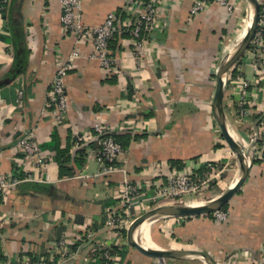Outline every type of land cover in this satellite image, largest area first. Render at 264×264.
Masks as SVG:
<instances>
[{"label":"crops","instance_id":"obj_1","mask_svg":"<svg viewBox=\"0 0 264 264\" xmlns=\"http://www.w3.org/2000/svg\"><path fill=\"white\" fill-rule=\"evenodd\" d=\"M196 1L160 0L138 50L130 34L121 35L120 23L108 48L115 61L105 68L91 57V40L65 31L58 0H0V169L19 180L0 192V264H21L24 256L46 264H107L96 247L119 243L109 222L124 180L154 188L174 171L205 164L218 167L211 183L222 177L224 165L230 168L225 178L236 176L237 160L222 141L211 102L216 68L236 45L248 4L230 0L234 10L228 14L209 1L193 13ZM112 11L122 23L133 18L127 0H82L80 21L95 26ZM74 49L79 54L72 57ZM71 60L69 109L56 124L47 107L51 81ZM243 93L247 119L237 102ZM223 110L243 144L252 124L264 136V44L253 54L249 46L227 71ZM97 121L119 135L120 172L100 174ZM26 133L42 147L41 165L15 147ZM206 221L190 222L182 237L190 235L218 264H264V158L252 160L225 220L211 221L215 226ZM60 240L65 243L58 246Z\"/></svg>","mask_w":264,"mask_h":264},{"label":"built area","instance_id":"obj_2","mask_svg":"<svg viewBox=\"0 0 264 264\" xmlns=\"http://www.w3.org/2000/svg\"><path fill=\"white\" fill-rule=\"evenodd\" d=\"M5 1V0H3ZM61 6L60 22L66 32H70L79 38V40H91L93 45L92 58L99 60L105 68H111L115 57L109 52V41L115 32L118 31V25L121 23L120 33L129 32L132 38L133 47L141 49L145 40L142 36L144 31L149 29L155 19L160 0H127V8L132 20L126 22L120 21L117 14L112 11L100 24L95 26H86L80 21V12L82 9V0H58ZM209 1H215L222 4L228 14L234 10V4L230 0H197L192 6V12L202 11ZM120 26V25H119ZM264 44V0H259V15L257 29L251 41V53H258ZM74 49L72 57L79 53ZM71 61L61 64L53 75L51 89L48 94L47 107L50 109L51 118L56 124H61L66 120L69 99L65 89V77L70 68ZM257 66V63L254 64ZM21 96V92H19ZM240 106V112L244 118L249 117L247 105L249 103L245 93L237 99ZM252 124V123H251ZM253 125V124H252ZM250 125L249 129L252 134L247 135L244 146L249 148L252 160L264 158V136L261 138L254 131V126ZM111 127L105 122L97 121L93 124V138L98 144L96 158L100 165L101 175H111L120 172L122 169L117 165V160L123 152L122 147L113 137ZM15 147L23 153L28 161H34L41 165L44 161V154L40 143L34 134L26 133L16 140ZM218 167L215 165L205 164L202 167L194 169H182L174 171L162 186L151 187V183L145 185L139 183H130L124 180L120 188L119 195L115 206L111 210L110 224L123 222L125 216L132 206L146 204L151 202L152 205H158L173 200L181 201L186 196L192 195L200 190L210 187L212 179L216 176ZM19 180L15 174H5L0 169V192L16 185ZM186 200V199H185ZM64 240H60L59 245H63ZM56 245V246H57ZM106 252V253H105ZM105 257H108L109 248L105 250ZM21 264H46L44 258L23 257Z\"/></svg>","mask_w":264,"mask_h":264},{"label":"water","instance_id":"obj_3","mask_svg":"<svg viewBox=\"0 0 264 264\" xmlns=\"http://www.w3.org/2000/svg\"><path fill=\"white\" fill-rule=\"evenodd\" d=\"M248 7L252 9V18L248 29L244 36L236 43L233 49L226 54L219 62L215 71V88L212 97V114L219 128L220 135L225 141L227 147L234 154L238 170L231 185L225 189L219 196L212 198L203 203H183V204H161L146 210L130 223L126 232L127 243L136 248L143 255L156 259L177 258L182 260H199L207 264H218L214 257L207 251L193 248H155L148 249L139 243L134 231L137 227L149 225L151 222L160 217H191L196 215L209 214L220 210L227 204L234 194L244 183L252 166V158L249 153V148L244 146L229 130L226 117L223 110V91L226 81L227 71L236 63L248 47L254 37L257 29L259 15V0H245Z\"/></svg>","mask_w":264,"mask_h":264},{"label":"rangeland","instance_id":"obj_4","mask_svg":"<svg viewBox=\"0 0 264 264\" xmlns=\"http://www.w3.org/2000/svg\"><path fill=\"white\" fill-rule=\"evenodd\" d=\"M245 14V13H244ZM245 19V18H244ZM243 19V21H244ZM240 32V30H239ZM250 134V131H246ZM252 134V133H251ZM247 137V134H246ZM247 139V138H246ZM222 141L224 142L223 138ZM227 146V145H226ZM229 150V148L227 147ZM238 164V163H237ZM223 168L225 171L222 173V177L216 183H211L210 187L204 190H200L192 195L186 196L181 201L173 200L172 202H167L171 204H189V203H203L212 198L219 196L227 187H229L234 180L233 178H225V172L229 171L228 168L224 165ZM229 167V166H228ZM237 173V172H236ZM186 199V200H185ZM166 203V204H167ZM161 204H164L162 202ZM158 204V205H161ZM153 205L152 207L158 206ZM136 208H139L140 212L135 213V206L129 208L127 214L123 216V222H118L116 224H109V227L114 231L115 234L120 235L119 243H113L115 245H103L100 243L97 244V249L101 252V254L105 257V250L109 248V254L107 260L111 264H207L203 261H190V260H182L177 258H164V259H156L153 257H149L140 253L136 248L129 245L126 240V232L130 223L135 219L138 214L143 213L144 211L150 209L148 205H137ZM228 206L225 210H218L211 213L210 217H206L203 215H196L191 217H160L157 220L151 222L148 227L151 233L150 239H155L157 242L155 248H193V249H201L204 250L200 244H192L193 238H190V235H182L184 232V226H191L190 222L193 221H202L205 218L207 223L212 225V222L220 223L223 222L226 218ZM110 223V222H109ZM112 233V234H114ZM114 234V235H115ZM186 234V233H185ZM200 239V238H199ZM105 244V243H104ZM155 245V244H154ZM205 251V250H204ZM105 252V253H104Z\"/></svg>","mask_w":264,"mask_h":264},{"label":"bare ground","instance_id":"obj_5","mask_svg":"<svg viewBox=\"0 0 264 264\" xmlns=\"http://www.w3.org/2000/svg\"><path fill=\"white\" fill-rule=\"evenodd\" d=\"M251 18H252V9L248 7L247 16L244 19L243 26L240 29V32H238L235 41L237 40L238 42L244 36L246 30L250 25ZM134 236L139 243H141L143 246H145L148 249H155V246H157L154 245L155 243H153V241H151L150 239V230L148 225L143 227H137L134 231Z\"/></svg>","mask_w":264,"mask_h":264},{"label":"trees","instance_id":"obj_6","mask_svg":"<svg viewBox=\"0 0 264 264\" xmlns=\"http://www.w3.org/2000/svg\"><path fill=\"white\" fill-rule=\"evenodd\" d=\"M122 34H129V32L127 31V32H121V35ZM116 37H117V35L116 34H114V36H113V38L114 39H111L110 41H109V45L110 44H115V42H116ZM111 46V45H110ZM113 137L115 138V140L119 143V139H118V137H119V135L118 134H113ZM123 149V148H122ZM227 206H228V203L227 204H225L222 208H221V210L223 209V210H225L226 208H227ZM205 216L206 217H210L211 216V213H209V214H205ZM103 258V257H102ZM102 258H100V262H103L104 260H107L106 258H104V259H102ZM107 264H111L110 262H108Z\"/></svg>","mask_w":264,"mask_h":264}]
</instances>
